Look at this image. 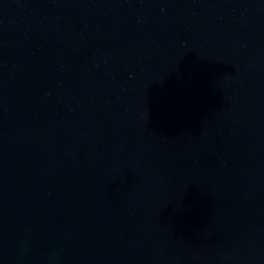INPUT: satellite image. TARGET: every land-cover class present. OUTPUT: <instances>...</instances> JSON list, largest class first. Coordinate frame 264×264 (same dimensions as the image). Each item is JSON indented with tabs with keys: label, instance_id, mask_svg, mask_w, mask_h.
<instances>
[{
	"label": "water",
	"instance_id": "water-1",
	"mask_svg": "<svg viewBox=\"0 0 264 264\" xmlns=\"http://www.w3.org/2000/svg\"><path fill=\"white\" fill-rule=\"evenodd\" d=\"M0 264H264V0H0Z\"/></svg>",
	"mask_w": 264,
	"mask_h": 264
}]
</instances>
